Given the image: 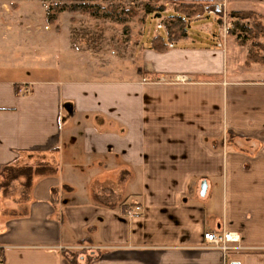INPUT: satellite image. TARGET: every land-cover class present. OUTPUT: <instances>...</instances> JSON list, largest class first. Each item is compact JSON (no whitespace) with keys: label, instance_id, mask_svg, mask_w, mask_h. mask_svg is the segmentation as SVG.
I'll return each mask as SVG.
<instances>
[{"label":"crops","instance_id":"1","mask_svg":"<svg viewBox=\"0 0 264 264\" xmlns=\"http://www.w3.org/2000/svg\"><path fill=\"white\" fill-rule=\"evenodd\" d=\"M175 1L264 17V0ZM4 18L0 264H264V64L246 66V46L221 27L199 45L187 29L157 52L163 26L135 42L131 74L111 78L58 24L36 42ZM34 50L91 74L34 64ZM217 231L239 239L208 246Z\"/></svg>","mask_w":264,"mask_h":264},{"label":"rangeland","instance_id":"2","mask_svg":"<svg viewBox=\"0 0 264 264\" xmlns=\"http://www.w3.org/2000/svg\"><path fill=\"white\" fill-rule=\"evenodd\" d=\"M147 3H152L154 6L163 5L165 10L160 12L159 9H155L153 14H148L144 8ZM52 4L53 2H42L40 0H0V11L3 9V16L0 15L2 23L6 22V19H3V17H6L7 13H10L13 18L17 19L16 22L12 20L13 25L17 26V30H14L17 36L29 33L36 39V42H41L44 35L46 38L47 31L51 34L54 31L58 32L60 26V41L64 39V41L69 42L73 49L80 53L77 55L81 57L82 61L85 64L92 65V69L97 66H104L110 69L109 76L111 78H123L131 74L133 65H139L135 42H138L141 35L143 42H146L155 28H158V31L163 34L164 22L173 13L177 5L176 3L166 1L153 3L150 0H126L122 3V6L127 7L132 5L137 10V15L128 23L130 34L127 40L120 24L108 19L91 18L85 14L61 12L55 21L59 26L56 28L54 23L49 24L51 27L47 28L44 26L46 25L45 12ZM156 12H160V14ZM200 15V18H195L196 15L190 18L188 28V32L196 44L204 46L210 43L212 41L211 34L218 33L220 27L226 31V34L227 29L233 27L234 18L229 14H225V20L222 18L223 13H218L217 15H202L200 13ZM218 19H221V22H218ZM245 21L243 20L242 22L245 23ZM26 24L31 27V30L28 32L24 30ZM259 41L264 43V36L260 37ZM50 42L52 43L54 40L51 39ZM34 51L35 54L39 55L35 59L40 61L34 64L45 63L55 66L66 64L67 67L76 65L79 70L91 74V71L83 63L81 64L77 61L75 63L73 61L75 57H64L61 54L55 57L51 55L43 56L41 50ZM69 58L70 62L65 61ZM123 64L125 66L124 72L122 71ZM127 66H130V68L127 69Z\"/></svg>","mask_w":264,"mask_h":264},{"label":"trees","instance_id":"3","mask_svg":"<svg viewBox=\"0 0 264 264\" xmlns=\"http://www.w3.org/2000/svg\"><path fill=\"white\" fill-rule=\"evenodd\" d=\"M53 2L45 12L46 24H54L61 12L85 14L95 19H108L122 26L128 40L130 28L128 23L137 15L134 6H122L126 0H40ZM132 1V0H131ZM151 2L166 1L176 3L173 13L164 22L165 35H156L149 40V47L157 52H165L171 43L187 37L188 22L193 16L203 12L204 3L177 2L175 0H150ZM148 14L155 9L164 11L163 5L154 6L147 3L144 6ZM160 12H156L160 14ZM234 18L233 27L227 29V35L234 37L237 44L248 48L245 65L253 63L264 64V43L259 38L264 36V17L252 11L230 12ZM221 22V19H218ZM245 21L243 23L242 21ZM57 28V26H56ZM28 174L29 170L26 171ZM13 172L11 173V175ZM29 184V181L27 182Z\"/></svg>","mask_w":264,"mask_h":264},{"label":"built area","instance_id":"4","mask_svg":"<svg viewBox=\"0 0 264 264\" xmlns=\"http://www.w3.org/2000/svg\"><path fill=\"white\" fill-rule=\"evenodd\" d=\"M218 13H223V19L225 20V12L223 10V5L220 3L207 4L203 6L202 15H217ZM197 14L195 17H200ZM142 214V207L139 204L127 209L126 215L129 217H136ZM204 241L208 246L217 247L221 249H227L229 246L228 242L238 241V236L229 231H217V232H205L203 234Z\"/></svg>","mask_w":264,"mask_h":264},{"label":"water","instance_id":"5","mask_svg":"<svg viewBox=\"0 0 264 264\" xmlns=\"http://www.w3.org/2000/svg\"><path fill=\"white\" fill-rule=\"evenodd\" d=\"M205 190V183L202 184V191L201 193L203 194ZM231 264H238L237 262H232Z\"/></svg>","mask_w":264,"mask_h":264}]
</instances>
